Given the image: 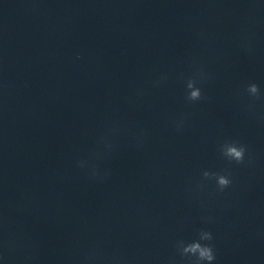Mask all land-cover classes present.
I'll return each mask as SVG.
<instances>
[{
    "label": "clouds",
    "instance_id": "9594fccd",
    "mask_svg": "<svg viewBox=\"0 0 264 264\" xmlns=\"http://www.w3.org/2000/svg\"><path fill=\"white\" fill-rule=\"evenodd\" d=\"M79 58V57H78ZM187 89L190 90L187 95L189 101L195 102L202 99V93L199 87L196 86L194 80H189L187 82ZM247 92L253 96H258L259 87L255 83H251L247 87ZM247 149L246 146L239 144L238 142L225 143L222 146L221 152L222 155L228 158L230 161H234L237 164L243 163L245 159V153ZM203 176L206 178H215L216 184L220 191L228 188L232 181L229 178L230 174H219V173H210L205 171ZM213 236L209 231L201 230L199 232V239L193 240L190 243L185 244L183 241L178 243V248L181 251V256H192L195 259L192 261V264H213L216 259L214 252V247L211 243H201V241H212Z\"/></svg>",
    "mask_w": 264,
    "mask_h": 264
}]
</instances>
